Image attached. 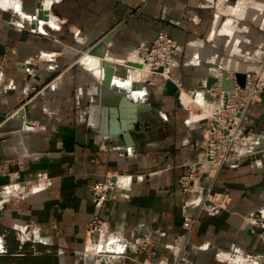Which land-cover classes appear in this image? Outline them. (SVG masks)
Returning <instances> with one entry per match:
<instances>
[{
  "label": "crops",
  "instance_id": "obj_1",
  "mask_svg": "<svg viewBox=\"0 0 264 264\" xmlns=\"http://www.w3.org/2000/svg\"><path fill=\"white\" fill-rule=\"evenodd\" d=\"M13 2L18 9L0 6V187H31L0 203V264H99L95 254L124 253L142 239L159 264L178 255L179 264H264V233L248 219L264 218V91L239 128L244 155L213 182L227 208L202 211L188 238L180 220L197 209L205 179L187 193L176 183L199 153L202 110L214 106L206 76L243 73L248 59L264 58V0ZM159 30L176 41L179 65L151 85L126 62ZM108 34L100 49L116 65L100 88L103 57L86 50ZM112 171L127 176L95 206L88 186ZM93 214L104 225L90 240ZM24 226L31 232L20 250ZM129 258L104 264L142 260Z\"/></svg>",
  "mask_w": 264,
  "mask_h": 264
},
{
  "label": "built area",
  "instance_id": "obj_2",
  "mask_svg": "<svg viewBox=\"0 0 264 264\" xmlns=\"http://www.w3.org/2000/svg\"><path fill=\"white\" fill-rule=\"evenodd\" d=\"M18 27L23 28L22 22L12 20ZM177 49L176 41L164 30H159L152 40L140 46L133 51L136 57L133 63L146 66L147 72L141 81L155 85L156 83L172 79L171 70L179 65L175 57ZM129 61V60H128ZM129 63V62H126ZM264 69V63L255 69L250 65L243 71V85L234 84L232 89L220 90L219 84L214 83L215 87L211 90L212 98L215 99L211 112L205 116V126L198 144L199 153L195 160L186 166V169L177 176L176 183L179 191L187 193L195 188L200 178L205 179V186L201 197L197 202V209L192 214H185L181 217L180 226L184 230V235L188 238L197 224L202 211L209 208L226 209L229 202V196L224 192L213 189V182L224 164L238 158L244 154L238 151L243 137L239 134V128L243 118L253 102H256L262 91H264V71L258 72L257 69ZM213 72L219 78L221 71ZM234 76V74H233ZM233 76H229L233 78ZM219 94H214L218 90ZM39 94V90L33 92L26 100L31 99ZM26 103V102H24ZM34 124H37L34 121ZM242 137V138H241ZM127 176L116 171L107 172L98 180L91 182L88 186L89 196L95 206H100L109 199L112 192L120 186V178ZM30 183L13 182L0 187V203L11 198L17 197L24 191L30 190ZM253 224L262 228L264 233V218H251ZM104 222L101 216L93 214L86 223V233L90 240L94 234L100 232ZM262 225V226H261ZM30 228L27 226L17 230L16 235L19 240V249L30 235ZM264 238V237H262ZM154 243L142 239L136 242L129 251L114 255L95 254L98 257V263L104 264L114 257L128 258L134 253L141 254L142 260L139 264H159L154 261L156 251ZM21 252V251H20ZM176 252V251H175ZM175 254V253H174ZM177 256V254H176ZM180 255L173 258L171 264H179Z\"/></svg>",
  "mask_w": 264,
  "mask_h": 264
},
{
  "label": "water",
  "instance_id": "obj_3",
  "mask_svg": "<svg viewBox=\"0 0 264 264\" xmlns=\"http://www.w3.org/2000/svg\"><path fill=\"white\" fill-rule=\"evenodd\" d=\"M110 37H111V34H108L103 39L99 40L98 42L93 44L90 48H88L86 52L91 55H97L98 54L97 49L103 47L108 42ZM102 57H103V60H101L102 62L100 65V71L102 73V77L100 80L101 81L100 88H102V86H105V87L110 86V84L112 83L113 72H114V68L116 65V63L107 56L106 49H105V53L102 54ZM107 60L109 62L105 63V61ZM135 65H139V64L135 63ZM214 83L219 84L220 90L232 89L234 84H238L241 86L243 85L244 74L242 72H236L233 78H231L227 76V72L225 70H222L219 78H217L213 74L206 76V79H205L206 88H210L211 85H213ZM124 103H125V100L123 98H120L119 104H118L120 111ZM111 110L114 112V109H111ZM180 223H181V220H180Z\"/></svg>",
  "mask_w": 264,
  "mask_h": 264
},
{
  "label": "bare ground",
  "instance_id": "obj_4",
  "mask_svg": "<svg viewBox=\"0 0 264 264\" xmlns=\"http://www.w3.org/2000/svg\"><path fill=\"white\" fill-rule=\"evenodd\" d=\"M14 0H0V6H6L5 8L6 9H8V8H10L11 7V5L12 6H15L16 7V5L14 4V2H13ZM13 2V3H12ZM17 9H18V7H16ZM21 17H22V15H20ZM14 21H17V20H14ZM17 22H19V21H17ZM102 50H104V49H102ZM100 48L99 49H97V52H98V54L97 55H94V56H99V57H102V54H103V51H102ZM91 55V54H90ZM136 57V55L134 54H132L131 55V57H130V59H129V63H128V67H131V68H133V69H135V70H138L139 72H140V70H143L144 68H142V67H145L146 68V66H141V65H135V63H133V59ZM103 59V58H102ZM101 59V60H102ZM99 64H101V63H99ZM144 71V70H143ZM146 72H147V69L145 70ZM146 72H145V74H144V76H142L141 78H144L145 76H146ZM215 73H216V71H215ZM142 74V73H141ZM262 78H264V74H262ZM24 105L25 104H23L20 108H18L17 110H19V112H21L22 113V111H23V109H24ZM211 109H212V105H209V107H207V109H204V110H202V114H207V113H209V112H211ZM119 249H116L115 247L114 248H111L110 250H108L109 252H112V253H108V254H111V255H114V254H119V251H118ZM107 251V252H108ZM115 252V253H114ZM231 255V254H230ZM233 255V254H232ZM234 256V255H233Z\"/></svg>",
  "mask_w": 264,
  "mask_h": 264
},
{
  "label": "rangeland",
  "instance_id": "obj_5",
  "mask_svg": "<svg viewBox=\"0 0 264 264\" xmlns=\"http://www.w3.org/2000/svg\"><path fill=\"white\" fill-rule=\"evenodd\" d=\"M96 62V61H95ZM262 63H264V58H260V60L259 61H257L256 62V60L254 61L252 58H251V60L250 59H248V61H247V64L248 65H250V68H252V69H255L256 67H259V65L260 64H262ZM248 65L246 66V67H248ZM144 70V69H143ZM140 71V73H142L141 75L142 76H144V74H145V70H146V68H145V70L144 71ZM257 71L258 72H260V71H264V69H262V68H260V69H257ZM32 94H29V96H31ZM40 95V94H39ZM28 96V97H29ZM37 96V95H36Z\"/></svg>",
  "mask_w": 264,
  "mask_h": 264
}]
</instances>
